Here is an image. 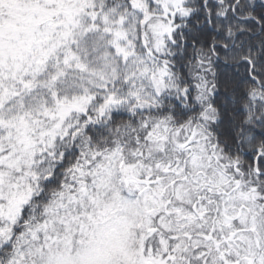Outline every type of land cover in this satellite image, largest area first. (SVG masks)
Segmentation results:
<instances>
[{"label": "snow or ice", "instance_id": "obj_1", "mask_svg": "<svg viewBox=\"0 0 264 264\" xmlns=\"http://www.w3.org/2000/svg\"><path fill=\"white\" fill-rule=\"evenodd\" d=\"M0 264H264V0H0Z\"/></svg>", "mask_w": 264, "mask_h": 264}]
</instances>
